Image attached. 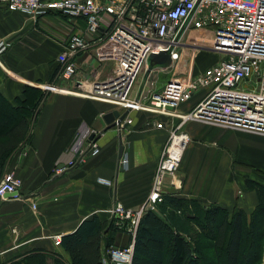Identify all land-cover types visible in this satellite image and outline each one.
Segmentation results:
<instances>
[{
	"label": "crops",
	"instance_id": "1",
	"mask_svg": "<svg viewBox=\"0 0 264 264\" xmlns=\"http://www.w3.org/2000/svg\"><path fill=\"white\" fill-rule=\"evenodd\" d=\"M83 28L80 19L55 14L32 19L10 12L0 3V41L10 43L0 55V96L16 107L18 101L24 100L27 87L45 93L32 120L29 141L19 145L7 163L5 174L13 173L21 180V192L28 200L0 199V264H40V260L43 264H70L60 245H54V237H60L61 242V237L73 233L82 221L93 216L104 228L108 227L118 221L111 212L116 204L136 211L150 192L168 139L167 128L157 129L154 123L166 122V117L125 112L67 91L71 84L54 92L43 89L44 85L58 83L57 57L71 36ZM103 34L101 29L90 38L89 48L75 57L77 70L83 72L79 79L95 81L107 77L104 73L111 68L110 60L97 61L104 51L98 48ZM213 63L210 61L207 67ZM190 68L193 61L182 59L178 71L163 83L158 78L153 90L158 92L167 81ZM201 91L182 104L178 113L189 112ZM113 110L126 113L131 125L121 132L107 129L103 116ZM178 121L174 118L171 123ZM182 130L189 141L179 164L181 185L177 197L192 200L202 208L215 206L229 214L239 209L249 216L257 207L258 198L247 182L264 186V136L194 121L185 122ZM92 132L98 133V154L88 157L80 167L54 174L56 168L75 158ZM121 156L127 158L125 170L119 169ZM161 202L156 204L155 212ZM31 204L36 205L35 210ZM125 226L128 229L129 223ZM128 231H106L102 247L107 240L112 248L133 246L134 235Z\"/></svg>",
	"mask_w": 264,
	"mask_h": 264
},
{
	"label": "built area",
	"instance_id": "2",
	"mask_svg": "<svg viewBox=\"0 0 264 264\" xmlns=\"http://www.w3.org/2000/svg\"><path fill=\"white\" fill-rule=\"evenodd\" d=\"M0 3L6 10L32 19L55 14L83 20L82 32L72 35L57 57L58 83L44 85L45 91L54 92L71 84L77 75L75 57L89 48L90 38L102 29L104 34L99 37L98 48L104 50L100 57L105 61L113 56L110 76L95 81L82 77L71 84L70 90H65H75L83 97L125 112H149L167 118L166 122L154 123L157 129L167 128L168 139L145 203L136 211L124 210L120 204L111 211L118 218L116 226L121 228L128 222L125 230L131 234L134 235L146 211L155 212L156 204L165 194L180 188L179 164L189 141L182 130L185 122L264 136V0H0ZM9 47L10 43L1 40L0 55ZM183 49L193 56L206 51L218 60L198 73L191 68L170 79L142 102L132 95L137 79L149 65L150 55L165 53L173 64L180 59ZM200 91L194 107L185 114L178 113L180 106ZM174 118L179 120L177 124L171 123ZM131 123L126 115L117 126L119 132ZM97 136L98 133L92 132L75 158L56 168L54 174L82 166L88 157L98 154ZM126 165V156H121L119 169L125 170ZM21 186L17 176L5 174L0 181V199L27 201ZM31 207L36 209L35 204ZM53 242L59 246L60 237H54ZM132 247H110L105 251L110 259H103V264H131Z\"/></svg>",
	"mask_w": 264,
	"mask_h": 264
},
{
	"label": "trees",
	"instance_id": "3",
	"mask_svg": "<svg viewBox=\"0 0 264 264\" xmlns=\"http://www.w3.org/2000/svg\"><path fill=\"white\" fill-rule=\"evenodd\" d=\"M23 95L24 100L18 101L16 107L0 96V105L13 118L11 125L0 131V181L11 154L29 141L32 120L45 93L27 87ZM247 185L258 198V205L249 216L239 209L229 214L215 206L202 208L192 200L165 194L158 212L146 211L138 222L131 264H261L264 186L249 181ZM117 222L104 228L93 216L82 221L73 233L61 237L60 248L69 256L70 264H103L105 251L112 247L108 240L102 247L105 232L125 230L126 222L121 228Z\"/></svg>",
	"mask_w": 264,
	"mask_h": 264
},
{
	"label": "rangeland",
	"instance_id": "4",
	"mask_svg": "<svg viewBox=\"0 0 264 264\" xmlns=\"http://www.w3.org/2000/svg\"><path fill=\"white\" fill-rule=\"evenodd\" d=\"M180 56H181L180 59L177 61H174V63L171 64V66H169V67L161 68V69L158 68L155 70L152 69V71L148 69V71L150 73L149 77L147 76L148 79H147V77H145V78H143V80H141V78L143 76V75H141L137 79V82L134 86V90H133L132 95L139 98L141 102L146 100L148 98V95L150 94V92L154 91L153 90V88H154L153 84L157 83L158 78L161 80V83H163L173 72L178 71L177 69H178L179 64L181 63L182 59H187V60L193 61V71L195 73H198L199 71H202L204 68H206L207 65H209L210 61L213 63V62L218 60V58L215 55L208 53L206 51L197 52V53H195V55H194L195 57H194L193 54L190 53L189 50L183 49L182 55H180ZM192 56H193V58L191 59ZM110 59H111L110 61L106 60V61H109L111 63V68L105 70V73H104L105 76L106 75L110 76V74H111L112 65H113V60H112L113 56ZM97 61L99 63L105 62V60L100 58V57H97ZM76 72H77V75L72 79L71 84H75L76 81H78V79L80 78L81 73H83V72H81V69H79V70L76 69ZM12 120H13V118L9 114H7L3 110V107L0 105V131L7 129L11 125ZM193 264H203V261H200V262L197 261Z\"/></svg>",
	"mask_w": 264,
	"mask_h": 264
},
{
	"label": "water",
	"instance_id": "5",
	"mask_svg": "<svg viewBox=\"0 0 264 264\" xmlns=\"http://www.w3.org/2000/svg\"><path fill=\"white\" fill-rule=\"evenodd\" d=\"M170 58L167 54L165 53H160V54H152L149 57V64L150 66L152 65H157V66H165L169 64ZM126 116V113L120 114L117 110H113L112 112H109L103 116V120L106 124V128H115L117 127L124 117ZM121 151V148H120ZM120 155V154H119ZM10 196V195H7ZM113 264V263H110Z\"/></svg>",
	"mask_w": 264,
	"mask_h": 264
}]
</instances>
